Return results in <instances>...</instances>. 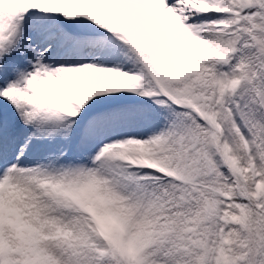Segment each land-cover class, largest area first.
Instances as JSON below:
<instances>
[{
    "label": "snow or ice",
    "instance_id": "obj_1",
    "mask_svg": "<svg viewBox=\"0 0 264 264\" xmlns=\"http://www.w3.org/2000/svg\"><path fill=\"white\" fill-rule=\"evenodd\" d=\"M0 264H264V0H0Z\"/></svg>",
    "mask_w": 264,
    "mask_h": 264
}]
</instances>
